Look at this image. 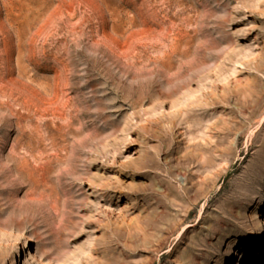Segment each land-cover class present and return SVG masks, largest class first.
<instances>
[{"label": "rangeland", "instance_id": "1", "mask_svg": "<svg viewBox=\"0 0 264 264\" xmlns=\"http://www.w3.org/2000/svg\"><path fill=\"white\" fill-rule=\"evenodd\" d=\"M252 28L264 0H0V264H264V38L156 97Z\"/></svg>", "mask_w": 264, "mask_h": 264}, {"label": "bare ground", "instance_id": "2", "mask_svg": "<svg viewBox=\"0 0 264 264\" xmlns=\"http://www.w3.org/2000/svg\"><path fill=\"white\" fill-rule=\"evenodd\" d=\"M251 37H254V40H256V38L263 39L264 28H252L247 32V34H245L241 38H237V40L224 52H222L221 55L214 62H212V64L208 68H205L203 72L198 74L194 78V81L189 82L188 80H181L176 83L168 84L167 86L161 88L159 93L156 94V97H169L177 93L184 92L188 87L199 88L209 83L211 80H213V78L216 77L217 73L220 72L221 69H223L230 61L235 60L242 53L243 49L248 46L246 45L247 42H245V40ZM173 174H176V171L174 167H171L168 169V174L165 177L170 178ZM65 184L69 187H77L80 191L86 189L88 186L87 181L84 179L66 180ZM22 188L26 189L28 187L23 185ZM59 190V187H53L52 189L41 193L36 192L35 190H30L31 192L29 191V195H34V200L38 203L49 204L52 202V198L55 195L59 194ZM154 194L155 192H153L151 189L143 186L142 188H140V190L136 192L135 201L136 203H139L140 201H145L148 197H151ZM162 198L163 196L161 194L160 199ZM156 201L158 200H155V202ZM128 247L129 242L126 239L120 236H114L108 242L107 253H112L117 249L123 251L125 248ZM15 264H19V261H16Z\"/></svg>", "mask_w": 264, "mask_h": 264}]
</instances>
